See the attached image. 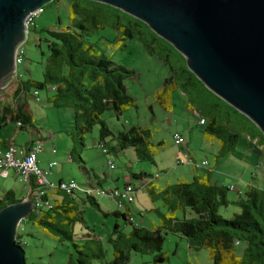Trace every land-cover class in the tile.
Here are the masks:
<instances>
[{
    "label": "trees",
    "instance_id": "obj_1",
    "mask_svg": "<svg viewBox=\"0 0 264 264\" xmlns=\"http://www.w3.org/2000/svg\"><path fill=\"white\" fill-rule=\"evenodd\" d=\"M67 11L71 16L70 26L46 32L44 41L48 56L42 81L33 83L19 80L11 98L0 103V129L12 123H19V130L31 125V114L25 98L28 84L31 83L37 89L48 86V90H51L54 87L57 99L72 109L73 123L80 141L96 125L99 126L98 144H104L106 138L112 137V131L102 116L109 112L118 118L124 109L134 105V99L124 85V81L133 77L134 73L114 65L103 54L97 53L86 40L92 32L110 27L122 32L126 39H138L148 55L155 56L168 68L169 76L163 80L162 88L156 93L157 102L162 108H165V95L172 91L180 92L188 104L195 107L199 116L208 119L202 126L204 137L218 143L220 154L228 152V140L232 142V137L243 133L255 149L260 147L258 152L264 162L263 134L245 116L207 90L187 69L185 59L144 23L118 9L87 0H69ZM230 128L235 129V135L229 137ZM149 134L148 129L141 127L121 129L113 136L116 146L109 147L108 151L130 150L138 159L149 157L147 150H152ZM137 177L146 178V175L142 173ZM262 179L261 187H249L244 193H238L239 198L235 202L227 199V187L213 184L208 179L196 177L191 183L178 181L168 185L171 195L178 201L177 209L180 212L179 218L174 216V211L170 213L171 216L166 215L171 224L170 231L185 239L189 248L206 250L213 264H264V173ZM35 189L31 181L27 198ZM89 189L93 190V187L84 188L82 196L92 208L99 210L94 202L95 196L86 193ZM58 196L61 200L54 201L50 210H43L36 215L31 213L27 219L43 232L57 237L60 243L69 242L72 245L76 255L69 256L64 264H128L130 252L145 251L156 253L153 256L155 261L162 258L161 249L166 234V222L163 220L161 225L153 229L133 225L129 237L118 231L115 225L112 237L107 240L114 254L111 261L103 260L105 252L101 248L98 254L86 253L84 246L72 243L73 227L82 222L81 212H78L75 204L72 205L73 210L70 207L63 208V204L71 202L74 195L60 191ZM18 202L8 193L0 199V210ZM229 206L237 208L238 212L223 218L219 211ZM112 216L125 218V215L116 212ZM128 219L131 220V217ZM15 237L17 243V234ZM20 247L23 249V246ZM237 247L240 248L239 253L235 250Z\"/></svg>",
    "mask_w": 264,
    "mask_h": 264
},
{
    "label": "rangeland",
    "instance_id": "obj_2",
    "mask_svg": "<svg viewBox=\"0 0 264 264\" xmlns=\"http://www.w3.org/2000/svg\"><path fill=\"white\" fill-rule=\"evenodd\" d=\"M68 4L69 0H51L43 6L41 13L35 16L33 24L27 30L25 40L21 43L24 55L22 63L17 67L19 80L33 83L42 81V73L48 56L44 41L47 37L46 32H54L62 27L70 26L71 16L68 15ZM86 40L93 45L97 53L103 54L114 65L133 71V77L127 78L124 85L134 99V105L129 109H124L118 118L105 112L102 120L113 134L117 130L127 129L130 126L148 129L149 135H151L149 143L152 145V150H147L149 157L143 156L138 159L130 150L122 151V154L121 152L119 154L108 151V154L104 155L97 144L98 125L86 133L84 140L80 141L74 127L72 109L67 107L64 101L57 99L56 93L49 91L48 86L37 89L31 83L28 84L25 93L26 104L31 114V125L12 135L15 136L18 132L15 144L18 142L19 145H24L32 137L40 136L39 141L43 151L37 155V159L47 160L50 156L64 158L70 152L75 159H78L79 155L87 162L88 170L92 167L98 177L106 175V180L110 176L118 177L120 178L119 184L127 183L136 188L133 191V202L125 204L124 200H121L122 204L128 208L131 217V220L128 219V223H125L120 217L116 218L111 215L104 217L92 207L86 209L80 207L82 222L75 226V230L73 229V234L78 235L72 238V243H76L79 247L84 246L83 250L86 253L96 252L98 254L101 248L105 252L102 256L103 260L111 261L114 256L113 249L106 237L115 225H118V231L129 237L133 225L153 229V223L161 225V220H163L166 222V230H164L166 234L161 249L162 258L155 261L153 256L156 253L148 251L130 252L128 264H213L206 250L196 251L189 248L185 239L170 231L171 224L167 221L166 215L171 216L170 213L174 211V216L179 218L180 212L177 209L178 201L174 195H171L168 185H174L178 181L191 183L197 174L201 176L205 174L206 170L211 169L212 181L216 180L219 186L223 185L227 188L233 186L239 190L241 182L237 179L246 174L245 172L250 168L249 159L258 161V156L263 159L262 155L257 149L255 151L259 155L252 152L254 150L251 147L247 148L243 133L232 137V142L227 141L229 146L227 153L222 152L219 155L211 152L208 140L204 137V127L198 125V115L192 114L187 109L185 97H182L184 95L180 92L182 96L175 95L172 99V112L164 111L155 101L153 94L161 88L163 78L168 76V68L160 63L155 56L148 55L142 42L138 39H126L122 32H116L110 27H103L89 34ZM178 54L183 58L180 53ZM17 82L14 78L8 87L0 91V103L7 102L11 98ZM35 90L39 93V101H35L31 97ZM200 117V120H204V122L205 119L208 120L206 117L205 119L203 116ZM238 123L240 124L239 121ZM12 126L14 127L13 123L8 124L6 126L8 128L5 130L3 129L6 127L1 128L0 133L9 135V131L13 129ZM255 128L260 132L256 126ZM234 130V128L228 130L229 137L235 135ZM178 132L185 138L186 146L188 145L194 156V163L206 160L209 167L196 168L191 164L176 165L175 157L186 149V146L177 148L173 145L172 134ZM105 141L104 145L107 149L116 143L113 137H108ZM250 146L252 145L250 144ZM73 147L76 150L75 153L72 152ZM52 148L56 151L55 155L50 153ZM108 160L112 162L114 169L108 168L106 165ZM60 161L57 160V163ZM262 164L264 166L263 160ZM142 173L146 175L145 180H151L153 184L159 186V189H155L151 193L147 189H139V181L132 178L131 174ZM153 178L155 179L152 180ZM76 182L81 187H87L80 180H76ZM102 184L104 187L107 185L103 182ZM104 190L108 189L104 188ZM14 192L17 198L27 195L19 183L16 184ZM93 196L95 195L93 194ZM226 197L228 200H238L239 194L235 190L228 189ZM94 200L105 211L116 210L111 199L109 201L106 197L96 196ZM173 201L175 204H172ZM170 205L172 208L169 209ZM235 211L238 212V209L228 207L221 208L219 213L223 218H229ZM25 244L26 246L23 247L25 260L34 264H64L69 254L74 257L76 255L69 242L60 243L56 239L28 238ZM239 249L238 247L235 249L237 253H239Z\"/></svg>",
    "mask_w": 264,
    "mask_h": 264
},
{
    "label": "water",
    "instance_id": "obj_3",
    "mask_svg": "<svg viewBox=\"0 0 264 264\" xmlns=\"http://www.w3.org/2000/svg\"><path fill=\"white\" fill-rule=\"evenodd\" d=\"M51 0H0V91L26 38L25 18ZM139 20L185 59L187 69L264 136V0H90ZM2 79V80H1ZM13 82V81H12ZM31 210H0V264H25L15 236Z\"/></svg>",
    "mask_w": 264,
    "mask_h": 264
},
{
    "label": "crops",
    "instance_id": "obj_4",
    "mask_svg": "<svg viewBox=\"0 0 264 264\" xmlns=\"http://www.w3.org/2000/svg\"><path fill=\"white\" fill-rule=\"evenodd\" d=\"M168 76H169V71H168ZM167 77H165V78H167ZM165 78H163V80ZM161 88H162V86H161ZM160 89H158L157 91H155V93L153 94L155 101H157L156 93ZM175 95H177V97L178 96H182L178 91H172L168 95H165V97H164L165 108H163L164 111L169 112V113L172 112V110H173L172 109V106H173L172 105L173 104V100L172 99H173V97ZM182 97H185V96H182ZM185 105H186L187 109L192 114L198 115L196 113V111H195V107L189 105L188 104V101L186 100V98H185ZM196 109L198 111H201L198 108H196ZM197 117H198V125H199V120L201 119V117L199 115ZM13 125H14V127L12 126L13 129L9 131V135L6 136V133L5 134L0 133V155L3 153V151L6 149L7 145H9V144H12V145H15V146H17L19 148H24V149L28 150L36 142L39 143V139H41L40 136L35 137V138L32 137V139H30L29 142H26L24 145H19L18 142H17V144H15L16 138L18 136V132H17V135L16 134H15V136H12V135H14V133L16 131H18L19 129L17 128L16 124L13 123ZM199 126H204V125H199ZM7 128L8 127L4 128L3 130H5ZM118 131H120V130H117V132ZM117 132L114 133L115 135L112 132L113 136H116ZM48 138L51 139L52 137H48ZM245 141H246L245 144L247 145V148L249 146V148L251 147V149L254 150L252 152L257 153V151H255V148L253 147V144L250 143V142H248L247 139H245ZM98 142H99V140H98ZM104 143H106L105 140H104ZM249 143L252 146H250ZM116 144H117V142L114 145H112V146L114 147V146H116ZM208 145H209V150L211 152H215L216 154H219L220 155V150H219L220 148H219V145H218L217 142H215V141H208ZM112 146H109V147H112ZM259 148L258 149L256 148V149L259 150ZM186 149L192 155L191 150H189V148H188V145L186 146ZM52 150H54V153H52ZM122 151L124 152V151H127V150H116L115 152L114 151L113 152L110 151V153H119V152H121V154H122ZM72 152L73 153L76 152V150H75L74 147H73ZM50 153H51V155L52 154L55 155L56 154L55 149L52 148L50 150ZM257 155H259V154L257 153ZM70 156H71V158H70ZM192 157L194 159V156L193 155H192ZM258 157H259V160L258 161L249 159L250 168L248 169L247 172H245L246 174H244L243 176H241L240 179H237L238 181L241 182V188L239 189L241 191V193H244L245 189H247L249 187H253V186L254 187H256V186L261 187L263 185V179H262V176H263V173H264V166L262 164V160L263 159H261L260 156H258ZM57 160H61L60 163H57ZM51 162H56L57 165L50 169L49 168V164ZM37 164H38V167L41 170L47 172V181L49 183H53V184H57L58 182L70 181V180H73L75 182H76V180H80V181L84 182L83 184H84V186H87V188L88 187H100V188H103V189L105 188V189H108V190L114 189V188L121 189V188L124 187L125 184H127V183H123L122 185L119 184V182H120L119 179L120 178H118V177L112 178L110 176V178L107 179V180H106V178H107L106 175H102V177H98L96 175V173L94 172V170H93L92 167L89 168V170H88V168L86 167L87 166V162H85L82 158H80L79 155H78V159H75L73 157V155L70 154V152L64 158L61 157V156H50L47 160H44L42 158L41 159L39 158V159H37ZM106 165H107V161H106ZM110 170H112V169H110ZM210 173H211V169H208V170H206L205 174H203L201 176H199L197 174L196 177L198 179H208L209 182H211V183L214 182V184H217L216 183L217 182L216 180L212 181V175ZM131 177L132 178H135L136 180L139 181V183H140L139 184V186H140L139 189H147L150 193L153 192V190H155V189H159V186L153 184L149 179L148 180H145L146 178H144V177H142V178L137 177V175H135V174H131ZM102 182L104 184H107V185H105V187H104V185L102 184ZM17 183H19L18 176L13 171H9L6 178L0 179V199L2 197H4L6 194L11 193L13 195V198L15 200H19V202L26 201V202H30V204H31V201H30L31 200V196L29 198H27V195L25 197H22V198H17L16 197L14 190L16 189V184ZM21 188L23 189L22 185H21ZM84 188H86V187H84ZM59 193H60V191H57V190H47V197H48V199L52 203H54V201H60L61 200L60 199V196H58ZM72 199H73V200H71L72 203L69 202L68 204H63V208L70 207V210H73V206L72 205L75 204L78 207V212L79 211L81 212L80 207H83L85 209L88 208V207H91L80 193H75L74 196H72ZM107 200H109V199L107 198ZM229 201L235 202L236 200H229ZM94 202L96 203L95 200H94ZM114 203H113V205L116 208V210H114V211H105L98 203H96V204L98 205L99 210H96V211H98L104 217L110 216V215L112 216V213H114V212H116L118 215L123 214V215H125V218H122L123 221L125 223H128L127 217H130L129 212H128V208L126 206H124L123 204H122V206L120 208H118L116 206V203L115 204ZM229 207H232V206H229ZM236 212L237 211H235L233 213H236ZM31 213L32 214H35V212L32 209V205H31V210H30L29 215ZM28 216L25 217L24 219H21L22 222L19 223L18 229H17V240L21 244H23V247L26 246L25 243H26V239H28V238H31V239L51 238V239H56L58 241V238L57 237L52 236V235H49V234L43 232L40 228L35 227L34 225H32V223L29 222V220L27 219ZM118 217H116V218H118ZM75 226L73 227L74 230H75ZM152 226L153 227H156L158 225H156L155 223H153ZM116 227H118V225H116ZM113 232H114V229L112 231H110L109 235H107V237H106L107 239L106 240H108V239H110L112 237V233ZM77 235L78 234H74V236H77ZM69 256L71 257L72 254H69ZM25 262H26V264H34V263L29 262L27 259L25 260Z\"/></svg>",
    "mask_w": 264,
    "mask_h": 264
},
{
    "label": "built area",
    "instance_id": "obj_5",
    "mask_svg": "<svg viewBox=\"0 0 264 264\" xmlns=\"http://www.w3.org/2000/svg\"><path fill=\"white\" fill-rule=\"evenodd\" d=\"M40 13V8H38L37 10L26 16L24 21L26 35L29 26L33 24L35 16ZM23 55L24 53L20 45L16 48L14 53V78L16 81H19L17 67L22 63ZM31 97L34 98L35 101H39L38 91H33ZM204 124V121L199 120V125ZM19 125V123H16L17 127H19ZM172 142L173 145L177 148L186 146L185 138L180 133L172 134ZM98 147L101 149V152L104 155L108 154V149L104 146V144H99ZM42 150L43 148L41 146V143L33 144L28 150L9 144L0 155V179L6 178L8 172L13 171L17 174L19 183L27 193L30 189V182L33 181L36 189L32 192L30 201L35 214H38L43 210H50L52 208V202L47 197V190L61 189V193H64L66 195H74L75 193H80L84 196V187H81L80 184L73 180L58 182L57 184L49 183L47 181V172L41 170L37 164V155L41 153ZM52 153H54V150H52ZM175 162L176 165L191 164L196 168L209 167V164L206 160L200 163H194V159L187 149L183 150L182 153L175 158ZM56 165V162H51L49 164V168L51 169ZM107 165L110 169L114 168V165L109 160L107 161ZM228 189L235 190L238 193H241V191L233 186H228ZM133 191V187L128 184H126L122 189L114 188L107 191L100 187H93V194L95 195V197L102 196L111 199L116 203V206L118 208L122 206L121 200H124V202L127 204L134 201ZM21 222L22 220L19 221V223ZM16 244L23 246V244H21L18 240Z\"/></svg>",
    "mask_w": 264,
    "mask_h": 264
},
{
    "label": "flooded vegetation",
    "instance_id": "obj_6",
    "mask_svg": "<svg viewBox=\"0 0 264 264\" xmlns=\"http://www.w3.org/2000/svg\"><path fill=\"white\" fill-rule=\"evenodd\" d=\"M14 71L15 70L13 68V65H10V66H8V69L6 70V72H4L3 77H2L3 80H4V78H6V80L3 82L4 88L6 86H9L12 83V81L14 80Z\"/></svg>",
    "mask_w": 264,
    "mask_h": 264
},
{
    "label": "bare ground",
    "instance_id": "obj_7",
    "mask_svg": "<svg viewBox=\"0 0 264 264\" xmlns=\"http://www.w3.org/2000/svg\"><path fill=\"white\" fill-rule=\"evenodd\" d=\"M42 9H43V7L40 8V11H41ZM51 90H54V87H52ZM202 121H204V120H202ZM53 190H60V191H61V189H53ZM92 191H93V190H90V189H89V190L86 191V193H87V194H90V195L93 196ZM84 192H85V191H84ZM90 195H89V196H90Z\"/></svg>",
    "mask_w": 264,
    "mask_h": 264
}]
</instances>
